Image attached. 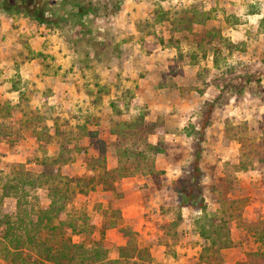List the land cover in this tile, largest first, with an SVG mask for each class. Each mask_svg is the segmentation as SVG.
I'll use <instances>...</instances> for the list:
<instances>
[{"label":"rangeland","instance_id":"374dc122","mask_svg":"<svg viewBox=\"0 0 264 264\" xmlns=\"http://www.w3.org/2000/svg\"><path fill=\"white\" fill-rule=\"evenodd\" d=\"M47 1L52 24L0 9V225L37 222L52 195L36 178L53 168L61 217L93 228L68 235L88 249L111 242L97 264H207L200 229L222 219L232 240L224 264L264 249V161L254 152L264 140V0H77L93 8L81 18L68 15L69 0ZM192 17L235 43L223 39L217 65L193 44L188 25L201 24ZM141 116L156 124L147 135L159 147L155 168L134 170L111 190L104 166L119 165L118 144H138L136 126L125 123ZM122 159L133 168V156ZM16 169L36 183L5 195ZM192 186L196 200L182 206L177 189ZM104 211L117 222L105 231ZM41 223L36 236L48 238ZM121 227L150 255L121 258ZM0 264L9 263L0 256Z\"/></svg>","mask_w":264,"mask_h":264},{"label":"trees","instance_id":"16d2710c","mask_svg":"<svg viewBox=\"0 0 264 264\" xmlns=\"http://www.w3.org/2000/svg\"><path fill=\"white\" fill-rule=\"evenodd\" d=\"M57 1H59L58 5L63 7L67 4V0ZM69 1L70 3L72 2V5L70 4L71 11L68 12V15L72 14L75 18H81V16L85 13L93 14V8L91 5L86 7L80 2H77V0ZM118 2H121V0H118ZM48 4L49 2L47 0H20L16 3L12 2L7 6L5 0H0V9L7 10L8 8H17L18 11H22L26 15L32 16L40 23L52 24L56 19L55 17H51ZM186 13L187 12H185V14ZM53 16H56V11ZM60 19L64 21L66 20V16L63 15ZM188 19L193 25L197 26V24H201V27H196L195 31H193V28L188 25V30H190L194 36L192 39L193 44L201 48L206 56H214L213 61L214 64L217 65L218 60L220 59L219 56L223 51V47L221 46L223 39L228 41L230 48L233 47L235 43L224 37L221 29L215 26L206 28V26H204L205 21H202L201 23L196 20L195 17ZM186 28V26H181L179 30L175 29L174 32H183V30L186 31ZM174 35L175 33L172 34L171 39L174 38ZM183 40H185V38H183ZM125 126L127 128L136 126L132 132L136 133L135 135L137 138H133L132 140L134 144L138 141V144L133 148L129 147L128 143L126 145L118 144L117 157L119 165L114 169V171H111L104 166L103 174L105 173L112 176L111 182L108 183L110 184L109 189L111 190L114 187V182L118 181L120 178L132 175L134 170H141L144 168L150 173L153 172L155 167L153 159L150 160V157L153 152L159 151V147H157V145H153L147 139V135L156 129L155 123L148 122L143 116H141L135 122L125 123ZM241 140H243V138ZM257 143L258 144L256 145V148H254V152L262 161H264V140L261 139ZM244 145L245 143L242 142V146ZM123 155H127V157L133 156L135 158L132 162L133 168H130L131 166L126 164V159H122ZM196 156L197 158L194 168L198 175L200 172L198 165L199 153ZM15 173L16 174H14L13 177L7 180L4 184L5 195H10L13 191H16L15 195L17 196V191L21 188L27 185L34 186L36 183V180L35 182H33L34 180L32 181L34 177L28 171L24 172L23 170L16 169ZM55 177L53 168H48L46 173L36 178L42 180L44 179L43 183L47 184L52 195V197L50 196L51 203L49 207L39 210L37 222L27 224L25 219H21L20 225L17 226L13 220L8 217L5 225H0V256L7 263L46 264L48 262L50 264H97L101 261L102 256L106 257V254H108L111 248V242L107 240H96L92 242V247L88 249L84 242L73 241L72 236L68 235L67 232L69 228H71L72 232L75 234L91 232L93 228L92 226L85 225V222L84 225H79L77 227V224H74L70 219L65 221L61 217V213L63 212L62 210L65 208V205H58L56 198L63 194V189L59 185H54L52 180L55 181ZM195 185L196 188L198 186V182H196ZM192 189H194V186L184 189L178 187L177 190L180 196V204L182 206L190 205L191 202L196 200L195 195L192 193ZM79 191L82 193L85 192L83 188H80ZM20 207L21 203L18 198V208ZM103 215L104 219L101 227L104 231L117 224V222L113 221L114 219L109 216L108 211H104ZM42 221L46 222L44 227L47 230L48 238L38 237V235L36 236V233L38 232L41 234L40 231H42L43 228L41 227ZM86 223L88 225L90 224L87 219ZM257 227L264 233V220L259 221ZM120 231L126 241L125 245L118 248V252L122 256L121 258L128 262L127 260L135 259L137 256L141 257L143 253L150 255L147 247L143 246L140 248V243H137L135 239L133 240L131 228L121 227ZM200 235L209 241V244H206L203 252L199 256L201 262H205L207 264H224V257L221 251L232 244L228 222L224 219H222L220 223L213 222L209 225V227L200 229ZM104 243L107 248L103 249L101 247H103ZM115 261L120 262V260ZM239 264H264V249L247 252L243 256L242 262Z\"/></svg>","mask_w":264,"mask_h":264}]
</instances>
